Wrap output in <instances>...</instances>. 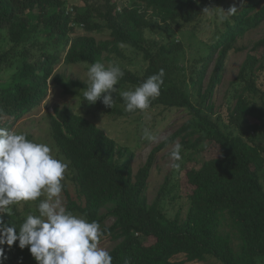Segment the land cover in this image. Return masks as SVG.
Masks as SVG:
<instances>
[{
  "label": "trees",
  "instance_id": "1",
  "mask_svg": "<svg viewBox=\"0 0 264 264\" xmlns=\"http://www.w3.org/2000/svg\"><path fill=\"white\" fill-rule=\"evenodd\" d=\"M94 2L93 6L85 0L81 8L69 12L68 0H0V30L8 40V47L0 51V127L10 130L41 102L54 67L63 57L68 65H90L103 62L105 53L123 56L122 45L134 49L147 67L142 75L123 69L118 83L121 88L134 90L163 69L160 95L144 111L177 109L193 119L164 147L180 137L188 150L203 154L214 148L218 154L187 169L182 181L189 189L184 195L189 209L185 217L170 219L163 212L173 187L170 181L152 204L147 197L156 152L132 178L128 163L115 159L114 140L91 120L64 112L61 120L53 123V135L75 171L76 186V197L65 189L64 207L100 223L104 237L117 243L109 252L113 264H125L126 259L131 264L202 263L208 258L222 264H259L264 257V149L256 139L264 134V38L248 52L230 90L224 117L227 130L220 119L213 120L214 105L209 102L222 84L230 53L238 51V40L264 22V0H246L225 21V31L191 76L196 101L170 77L167 58L178 53L182 45L157 43L147 32L155 20L163 28L173 25L180 31H195L202 10L198 0ZM76 28L85 33L76 34ZM98 31L107 33L109 41L99 43L92 35ZM214 62L205 89L204 81ZM6 66L14 72L3 82L1 74ZM113 96L112 108L100 103L107 114L117 117L141 112L125 111L119 93ZM103 210L105 215H101ZM109 220L114 223L107 227ZM233 238L238 241L237 249ZM18 245L17 241L11 252L0 254V264H38L28 248ZM181 256L185 261H175Z\"/></svg>",
  "mask_w": 264,
  "mask_h": 264
},
{
  "label": "rangeland",
  "instance_id": "2",
  "mask_svg": "<svg viewBox=\"0 0 264 264\" xmlns=\"http://www.w3.org/2000/svg\"><path fill=\"white\" fill-rule=\"evenodd\" d=\"M85 0H68L69 8H81ZM126 1V0H125ZM202 6L200 20L195 31H180L171 25L163 28V24L159 20H155L154 27L147 32L150 39L160 44L168 42L180 43L182 49L167 58L169 69H171L170 77L184 91L190 93L192 100H197V92L194 84L191 82L193 71L202 66L201 60L206 58L212 46L219 38L220 34L225 31V21L219 19L222 9L227 11L233 5H238V0H198ZM89 5H95L94 0H88ZM264 5V4H263ZM205 8L212 10L207 14L204 13ZM222 8V9H221ZM76 34H84L82 28H76ZM97 41H109V35L104 31H98L92 34ZM264 38V22L254 30H250L236 44L238 51H233L227 61L224 79L222 84L215 91V95L209 104L214 105L213 120L220 119L219 123L224 130L225 111L229 103V93L233 88L234 81L238 78L242 64L245 62L248 52L253 48L254 44ZM8 47L6 33L0 30V51ZM121 51L123 56L116 54L103 55L105 64L117 63L121 69L130 70L132 72L143 74L147 67L141 54L134 49L127 48L122 45ZM215 62L210 67L204 81V88L207 89L210 78L214 71ZM89 65H68L64 57L61 62L54 67L52 76L48 80L47 94L41 102L29 111L14 124L10 130L23 132L29 140L37 143H46L52 149V155L58 159L65 161L68 165L65 172L62 191L63 204H66L64 191L68 189L73 197H76L75 171L69 161L60 153L56 146L53 135L54 121L61 120L64 112H69L75 116L87 118L94 122L96 126L102 130L109 138L116 143V161L128 163V169L131 177L134 178L137 172L147 163L151 154H155V163L148 180L147 197L152 204L161 188L170 181L173 185L171 194L166 198L163 204L164 214L170 218L185 217L189 209V202L184 197L189 189L182 181L187 169L192 166L199 165L205 158L217 156V150L211 148L208 152L198 154L195 151L188 150L181 142L179 137L171 144L164 147V144L176 135L183 127H185L193 119L187 112L177 109L156 108L153 110L139 112L130 116H112L107 114L100 107L101 101H97L93 105L84 104L83 89L86 87L87 76L86 71ZM14 72V68L6 66L1 74L3 82L9 81ZM85 84L82 82V80ZM117 87L120 91H124L121 85ZM75 103V104H74ZM121 108V106H116ZM72 109V110H71ZM125 110V108H124ZM73 111V112H72ZM150 129L153 134L159 137V141L151 143L143 139V129ZM258 144L264 149V134L256 139ZM178 142L181 148L182 159L173 161L169 158V154L173 145ZM264 156V153H263ZM179 163L177 169L174 164ZM42 196L37 201H26L20 204H14L11 207V215L4 214L8 219L5 223H12L16 227L21 224L20 220H24L27 215H38L37 204L44 199ZM106 210L101 212L105 215ZM114 220L106 223L107 227L112 226ZM223 230L231 232L229 227ZM234 247L237 249L238 241L233 238ZM117 243L113 242L109 237H103L100 240V246L111 252ZM3 247V254L11 252L12 248L8 245ZM185 257L181 256L175 261H185ZM186 264H222L215 258H208L202 263H186ZM259 264H264V257L259 259Z\"/></svg>",
  "mask_w": 264,
  "mask_h": 264
},
{
  "label": "clouds",
  "instance_id": "3",
  "mask_svg": "<svg viewBox=\"0 0 264 264\" xmlns=\"http://www.w3.org/2000/svg\"><path fill=\"white\" fill-rule=\"evenodd\" d=\"M246 3L240 0V7L233 5L223 10L219 19L234 16ZM212 10L205 8L203 14ZM124 72L113 62L105 64L97 60L86 71L87 83L83 91L84 104L97 101L109 108L115 102L113 94L119 93L125 111L134 113L149 108L150 102L160 95L165 72L149 76L134 90L120 91L117 87ZM75 104V103H74ZM72 110V109H71ZM73 112V111H72ZM143 139L156 143L159 137L143 129ZM182 146L176 142L169 154L173 161H180ZM67 163L52 155L46 143L29 140L23 132L0 127V246L9 247L19 242V248H28L38 264H113L110 253L100 246L105 236L98 221H89L83 216L66 210L62 200L63 179ZM179 168V163L174 164ZM38 215L29 214L17 228L5 223L3 215H11V207L26 201H37ZM18 229V231H17ZM3 254V247H0ZM125 264H131L126 259Z\"/></svg>",
  "mask_w": 264,
  "mask_h": 264
},
{
  "label": "built area",
  "instance_id": "4",
  "mask_svg": "<svg viewBox=\"0 0 264 264\" xmlns=\"http://www.w3.org/2000/svg\"><path fill=\"white\" fill-rule=\"evenodd\" d=\"M72 11H73V9H72V8H70V9H69V12H72Z\"/></svg>",
  "mask_w": 264,
  "mask_h": 264
}]
</instances>
